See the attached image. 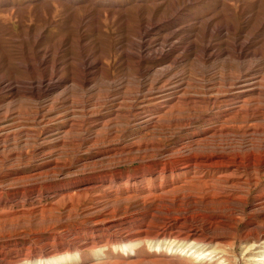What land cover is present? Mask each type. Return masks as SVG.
Returning <instances> with one entry per match:
<instances>
[{"label": "bare ground", "instance_id": "bare-ground-1", "mask_svg": "<svg viewBox=\"0 0 264 264\" xmlns=\"http://www.w3.org/2000/svg\"><path fill=\"white\" fill-rule=\"evenodd\" d=\"M184 1L189 4L192 0ZM28 4L30 7L16 9L11 16L22 17L33 9H38L45 16L54 10L55 4H59L75 13L79 20L76 24L78 29L84 27L87 31L93 24H101L103 19H108L107 14L112 20L119 13L116 9L97 11L93 7H80V3L73 6L71 3L29 0ZM80 12L84 14L80 15ZM94 12L97 16L92 18ZM174 15L170 16V20ZM152 17H148L145 28H139L137 38L140 42L133 45L129 52H123L129 59L128 65L135 64L143 69L144 64L162 62L178 51L174 48L169 52L149 53L152 42L148 40L163 27L151 24ZM161 19L168 20L167 17ZM40 32L36 36L26 32L27 39L31 41L32 38L33 42L30 53L21 62L19 74L11 71L2 73L3 64L0 62V172H3L0 174V264H231L229 253L218 246L240 239L244 240L245 257L255 259V264H264V229L256 227L257 214L264 213V188L255 191L259 184L257 178L264 177L263 146L247 152L242 149L227 151L217 140L219 128L195 132L190 128L195 122L187 120L182 126L189 129L188 133L172 148L162 147L156 136L141 143H119L121 141L110 134L106 146L99 147L95 157L93 155L99 164H109L105 169H93L81 176L63 175L65 169L60 167L56 158H52L50 150L70 153L78 152L87 145L96 148L100 145L99 131L113 132L122 114H93L90 101L85 100V96H89L94 80L103 70L95 62L88 61L82 49L80 58L72 60L73 70L65 78L69 70L58 65L61 48L51 55L50 60L37 56L35 49L41 43ZM223 32L230 34L227 30L209 28L208 35L213 38ZM174 37V33L168 34L164 43L171 42ZM164 46L162 44V48ZM188 51L184 49V54ZM208 52L209 49L205 48L195 56L199 61L223 56H210ZM229 55L242 63L258 56L244 53L240 45ZM180 62L175 60L172 66ZM172 66L157 70L155 74L152 66L142 70V78L151 76L150 85H144L143 89L154 94L158 102L154 113L146 115L145 111H137L136 104H133L136 99H128L132 102L130 105L134 112L130 116L137 122V129L155 134L158 126L155 115L158 119L160 116L172 117L174 110L197 113L199 105L203 104L188 83L182 84L183 80L170 76ZM253 71L250 66L241 76L232 79L228 87L225 86L227 90H217L219 95L228 94L227 103L230 104L229 109L220 115L222 120L235 116L238 109L243 110L242 106H252L254 102L264 104V77L256 78ZM77 92L83 94L85 101L78 103L74 100L73 95ZM49 98H52L54 107L46 109L48 113L55 112L57 106L68 108L67 114L59 118L63 127L56 136H51L55 135V131L46 127L48 139L39 141L43 158L33 171L27 173L20 167H10L9 158L3 155V151L38 148L33 139L24 143L12 139L11 132L14 130L7 126L10 119L27 120L26 115L14 109L13 105L21 101L40 103ZM6 102L9 105L5 106ZM76 109L80 111V116ZM36 112L33 118L28 119L38 126L46 124V119L50 117L43 111ZM261 113L260 118L264 121V110ZM10 158L19 162L24 154L20 151ZM136 161L139 162L137 165L128 167ZM122 164L128 168L120 169ZM52 175L56 177L45 178ZM75 196H78L77 201ZM155 199L158 202L154 208L143 209L149 200ZM87 203L89 206L92 203V206L87 207ZM238 203L251 209V218L241 232L231 224L240 213L245 214V209ZM81 207L84 209L81 210ZM73 215L80 218L75 225ZM62 230L67 235L62 236ZM234 246L230 245L233 251L236 250ZM109 251H113V257Z\"/></svg>", "mask_w": 264, "mask_h": 264}, {"label": "rangeland", "instance_id": "rangeland-1", "mask_svg": "<svg viewBox=\"0 0 264 264\" xmlns=\"http://www.w3.org/2000/svg\"><path fill=\"white\" fill-rule=\"evenodd\" d=\"M28 1L0 0V62L3 64L2 73L6 74L11 71L13 74H19L21 62L26 57L25 55L30 53L31 42H33L32 38H30L31 41L29 38L27 39L26 32L29 31L30 35L36 36L42 31L40 32L41 43L37 44L38 46L35 49L37 56L50 60L51 55L61 48L58 56V65L69 70L67 71L68 73H65V78L73 70L72 60L80 58L82 49L88 56L87 60L91 63L95 62L94 64H98L100 70H103L94 80L95 84L91 86L92 90L89 96H85V100L90 101V111L100 116L122 114L117 120L118 122H116L118 123L117 126L113 128V132L99 131L97 137L100 145L98 147L93 148L92 145H87L81 148V151L70 153H63L59 149L50 150L52 151V158H56L60 167L65 169L63 172L64 176L71 174L81 176L83 172L89 173L93 169L97 171L105 169L109 165L107 162L99 164V160L93 158L99 147L106 146L105 142L110 134L118 141H121L119 143L132 141L141 143L149 141L156 136L155 138L159 139L162 147L172 148L188 133L189 129L187 130V128L183 127L184 122L187 120L195 122L190 127L195 132H205L212 128H219L220 134L217 136V140L222 143L227 151L238 152L242 149L247 152L259 145L264 148V121L260 118L261 112L264 110V104L254 102L252 106H242L243 110L238 109L234 114L235 116L224 119V121L220 115L229 109L230 104L227 103L228 94H217V90H227L225 86L227 85L228 87L232 79L239 75L241 76L250 66L253 67L256 78L261 79L264 77V0H192L189 4L184 0H45L48 3L59 2L65 5L71 3L73 6L80 3V7H93L97 11L116 9L119 12L112 20L107 14L108 19H103L101 24H93L89 31L84 27L81 30L78 29L76 24L79 20L76 18L75 13L62 8L59 4H55L54 10L45 16H42L38 9L28 11L22 17L19 15H17L18 17L11 16V12H16V9L30 7ZM82 14L84 13L80 12V15ZM172 14L175 15L170 20ZM94 15L97 16L94 12L91 14L92 18H95ZM149 16H153L151 24L163 26L161 29L156 30L157 32L155 31L148 40L152 42L149 45L151 50L149 53L156 52V54H159L163 50V52H169L174 48L178 51L168 58L169 60L166 58L159 63L144 64L143 69L144 67L152 66L153 69L155 68L153 72L155 74L157 70L166 69L172 66V62H175V60H180L179 64L172 66L173 70L169 72L170 76L183 80L182 84L184 82L188 83L190 90L196 92L195 95L203 101V104L199 105L197 113H184V110L179 113L174 110L172 117L160 116L158 119V115H155L157 120L155 122L158 125L155 134L152 131L146 132L137 129L135 126L137 122L130 116L134 112L131 107L132 102L128 100L130 98L137 100L133 104H136L139 113H144V111L146 115L154 113L153 111H155L158 101H156L154 94L148 93L143 89L144 85L145 87L150 85L151 76L142 78L140 75L143 69H139L135 64L128 65L129 59L123 55V52H129L133 45L140 42L137 38L139 28L147 26ZM166 17L168 20L161 19ZM144 18L147 19L144 21ZM86 21L85 19L84 23ZM209 28L216 31L227 30L230 34L223 32L210 38L208 35ZM170 33L175 35L174 41H171L173 43H164V38ZM162 44L165 45L163 48ZM239 45L243 47L244 53L257 54L258 56L244 63L231 57L229 53H232ZM205 48L209 49L208 54L210 56H223L220 59L214 58L211 61H199L195 55ZM184 49H189V51L184 54ZM160 60L162 59L160 58ZM73 96L78 103L85 101L82 93L77 92ZM52 98L40 103L21 101L15 102L16 104L13 105L14 109H17L20 113L22 112V115H26L27 120L10 119L7 126L14 130L11 132L13 134L12 139L15 138L19 143L33 139V142L38 144V148L30 147L25 150L10 148L3 151V155L9 158L10 167H20L27 173L33 171L37 164L40 163L41 158H43L39 151L41 149L39 141L48 139V136L45 135L46 129L50 128L55 131V135L51 136H56L60 132L58 130L63 127V122L59 118L67 114L68 108H59L57 106L55 112L48 113L47 111L50 107H54ZM6 104L9 105V102L4 105L6 106ZM76 107H79V105ZM247 109H251L250 112L252 114L249 113V116H247ZM41 111L50 118L46 119V124L38 126L29 119L33 118L35 112L39 113ZM75 112L80 116L78 109ZM253 113L255 114L254 116ZM55 114H59V116ZM128 115L131 119L128 118ZM134 115L137 117V113H134ZM167 124L173 125L170 127ZM263 148H259L261 152ZM20 151L24 154V158L21 161L16 162L10 158ZM46 152H49V150ZM138 163L137 161L133 164L130 163L128 167L131 168ZM128 167L122 164L120 169L125 170ZM0 174L2 175L3 172H0ZM53 177L56 176H46L45 178L51 179ZM60 178H63V176ZM67 178L69 179V177ZM257 179L259 184L255 190L256 192L264 188V177ZM74 198L77 201L78 196ZM157 202L156 199L149 200L144 208L141 207L140 209L151 210ZM250 203L252 204V200ZM87 205L89 206V203ZM238 205L245 209V214L240 213L241 215H238L231 224L236 225L238 231L241 232L247 227V223L251 218V209L249 210L250 206H245L243 203H238ZM90 206H92V203H90ZM84 207H81V210ZM201 208L204 212L209 213L205 207ZM262 215L264 213H259L256 218L258 221L256 227L260 229H264V217ZM73 216L72 221L75 220V225L80 218ZM69 230L72 231V228H69ZM60 232L62 236L67 235L63 230ZM243 243V239L236 242L230 240L220 243L218 247L229 253L228 258L231 264H255V259L250 260L245 257ZM251 244L252 242L250 241L249 245ZM230 245H235L234 248L236 250H231L233 247L230 248ZM112 252L109 251L110 256Z\"/></svg>", "mask_w": 264, "mask_h": 264}]
</instances>
